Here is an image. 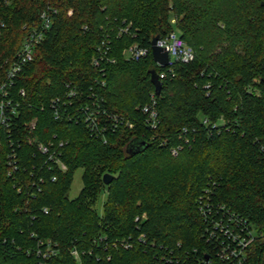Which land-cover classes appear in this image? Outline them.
<instances>
[{"label":"trees","instance_id":"1","mask_svg":"<svg viewBox=\"0 0 264 264\" xmlns=\"http://www.w3.org/2000/svg\"><path fill=\"white\" fill-rule=\"evenodd\" d=\"M43 9L50 11L49 27L12 88L21 87L24 97L14 119L17 169L11 176L9 148L0 140V264H36L31 249L39 240L54 244L56 261L76 264L68 250L85 251L98 233L130 236L132 246L106 249L108 259H95L101 249L92 248L94 254H79L80 264H186L211 254L196 209L206 187L212 201L264 228V0H6L0 3V64L18 47L22 25L37 22ZM169 16L192 60L166 71L150 54L122 57L125 46L147 47L152 36L173 30ZM127 23L129 34L110 35L114 61L100 71L90 59L101 34ZM150 69L165 72L154 95L153 130L139 111L153 92ZM65 82L90 87L106 111L130 120L132 128L116 129L102 142L80 123L53 119L47 102L62 94ZM33 117L39 141L62 142L63 170H47L43 155L26 141L22 123ZM135 141L143 144L127 152ZM77 168L81 188L69 198ZM29 172L43 178L32 196L17 191ZM103 174L111 176L106 185ZM100 190L105 199L98 213ZM140 232L143 243L135 240ZM243 264H264L263 241L251 243Z\"/></svg>","mask_w":264,"mask_h":264},{"label":"built area","instance_id":"2","mask_svg":"<svg viewBox=\"0 0 264 264\" xmlns=\"http://www.w3.org/2000/svg\"><path fill=\"white\" fill-rule=\"evenodd\" d=\"M5 1L0 0V3ZM49 24V9H43L38 13L37 22L23 24L21 27L23 34L18 47L0 64V140H5L9 148L5 155L6 175L8 176L13 175L17 169L15 147L18 146V139L13 137L16 129L14 119L19 113V108L23 107L22 100L24 97V90L21 87L14 92L12 91L14 80L23 66L33 60L35 47L42 40L44 31L47 30ZM123 34H129L128 23L117 27L112 34L103 31L90 59L91 64L99 67L101 71L102 67L100 65L105 62H113L114 58L108 56L111 47V36L114 35V38H119ZM155 45L167 53L166 66H159L155 63L159 67L166 68V71L170 70L174 62L187 63L193 58L192 49L173 30L157 35ZM147 54H150L149 44L144 47L133 42L121 50V55L126 60H136L145 57ZM164 74V70L156 72L158 79L163 78ZM154 95L153 92L149 93L148 101L139 107V111L143 116V124L150 130L155 129L158 124ZM47 107L51 111L53 119L80 123L91 136L101 139L102 142L105 141L107 134L114 132L116 129H130L133 126L130 120L116 113L106 111L101 104V98L97 97L96 92L90 90V87L82 90L78 85L69 82L63 84L61 95L51 97L48 100ZM202 122L206 123L204 119ZM22 124L26 141L34 147L38 154L44 157L42 165H45L47 170L53 168L63 170L64 165L59 160V147H61L62 142L39 141L33 134L35 117ZM177 149V147L170 148V154L175 155ZM31 168L34 169V165ZM28 175L31 179L26 182L24 187L18 185L17 191L24 188L27 194L32 196L34 192L41 190L43 178L37 175V172L34 174L29 172ZM54 178L53 175L50 176L51 181ZM196 209L204 223L201 236L204 242L211 245V254L195 257L193 261L186 264H243L251 243L255 240L264 242L263 227L249 222L224 205L212 201L211 191L207 187L197 197ZM41 211L46 213L47 208L42 207ZM133 221H137L136 216ZM135 240L143 243L145 241L144 234L142 232L138 233ZM131 246L130 236L120 239H108L104 233H98L96 237L90 240V247L85 251L79 253L75 247H72L68 250V255L76 264H80L79 254H84V252L94 254L92 248L101 249V254L97 252L94 254L95 259H108L109 255L102 253L106 249L117 247L127 249ZM31 251L37 257L36 264H61L54 259L59 256L54 244L49 240L37 241L36 246ZM160 258L167 260L163 255Z\"/></svg>","mask_w":264,"mask_h":264},{"label":"water","instance_id":"3","mask_svg":"<svg viewBox=\"0 0 264 264\" xmlns=\"http://www.w3.org/2000/svg\"><path fill=\"white\" fill-rule=\"evenodd\" d=\"M156 38L157 35H154L149 40L150 57L152 61L158 64L159 66H166L168 61L167 53L162 48L155 45ZM148 74H149V81L153 86V93L155 95H158L160 90V81L156 76V72L154 69H150L148 71ZM142 144L143 142H139V141L130 142L126 145V150L127 152H131L132 151L131 149L134 146L142 145ZM110 180H111V176L109 174H103L101 176V181L104 185H106Z\"/></svg>","mask_w":264,"mask_h":264},{"label":"rangeland","instance_id":"4","mask_svg":"<svg viewBox=\"0 0 264 264\" xmlns=\"http://www.w3.org/2000/svg\"><path fill=\"white\" fill-rule=\"evenodd\" d=\"M168 22L170 23L173 31L177 32L175 27L172 25V22H173L172 16H169ZM6 57H8V56H6ZM80 174H81L80 168L75 169L73 174H72L71 181H70V184H69V187H68V191H67V195H68L69 198L75 197L78 194V192H79V190L81 188ZM104 199H105V192H104V190H100L99 193L97 194L95 205H94L95 209H96V211L98 213H100L101 206H102V203H103Z\"/></svg>","mask_w":264,"mask_h":264}]
</instances>
